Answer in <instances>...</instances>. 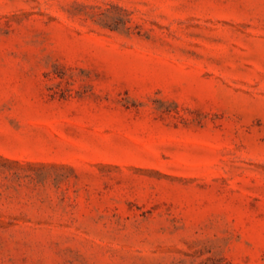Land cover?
Wrapping results in <instances>:
<instances>
[{"label":"rangeland","instance_id":"374dc122","mask_svg":"<svg viewBox=\"0 0 264 264\" xmlns=\"http://www.w3.org/2000/svg\"><path fill=\"white\" fill-rule=\"evenodd\" d=\"M0 264H264V0H0Z\"/></svg>","mask_w":264,"mask_h":264}]
</instances>
